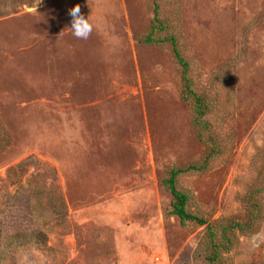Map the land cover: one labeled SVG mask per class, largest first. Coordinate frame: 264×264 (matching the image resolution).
Masks as SVG:
<instances>
[{"label": "rangeland", "instance_id": "1", "mask_svg": "<svg viewBox=\"0 0 264 264\" xmlns=\"http://www.w3.org/2000/svg\"><path fill=\"white\" fill-rule=\"evenodd\" d=\"M159 3L221 149L179 187L214 227L216 264H264V0ZM153 20L151 0H0V264H209L207 226L183 228L163 182L211 145L171 46L144 43ZM18 232L46 248L10 249Z\"/></svg>", "mask_w": 264, "mask_h": 264}, {"label": "trees", "instance_id": "2", "mask_svg": "<svg viewBox=\"0 0 264 264\" xmlns=\"http://www.w3.org/2000/svg\"><path fill=\"white\" fill-rule=\"evenodd\" d=\"M154 6V20L152 31L150 35L146 38V44L153 45H170L172 48L173 55L178 65L182 69V81L184 85L183 99L188 102L193 108V125L198 132V136L202 143L210 144V151L206 158L199 163L192 164L186 168H175L170 172L169 177L163 182L164 188H166L171 196V212L170 215L176 217L183 228H187L191 225H198L201 227L208 228V236L210 239L207 255L208 263L216 264L220 262L221 253L219 252L223 249V246L218 244L216 232L214 227L208 224V221L193 212L191 208L192 194L181 190L179 187V179L182 176L189 174H198L206 172L212 166L213 161L216 157L221 154V149L218 143L214 140L212 136L205 135L212 128L207 115L209 113V104L206 96L199 92L196 88V84L191 77V66L189 62L184 58L182 51L179 47V39L175 36H162L164 33L168 32L167 25L160 18L161 5L159 0H151ZM9 132L2 126L0 121V149L6 150L11 145V140L8 136ZM239 231H246L247 227L242 224H237L235 228ZM1 233V231H0ZM227 239L225 238L224 241ZM29 243H34L40 249L46 248L47 238L44 234L40 232H32L29 235H22L21 233H15L11 238L8 239V246L10 249L14 247H25ZM225 247V246H224Z\"/></svg>", "mask_w": 264, "mask_h": 264}, {"label": "clouds", "instance_id": "3", "mask_svg": "<svg viewBox=\"0 0 264 264\" xmlns=\"http://www.w3.org/2000/svg\"><path fill=\"white\" fill-rule=\"evenodd\" d=\"M71 17L72 34L78 39H87L93 30L89 18H85L80 12V6L77 5L69 10Z\"/></svg>", "mask_w": 264, "mask_h": 264}]
</instances>
